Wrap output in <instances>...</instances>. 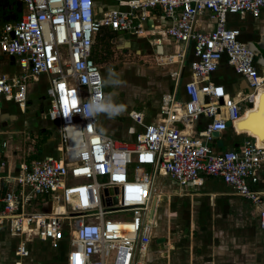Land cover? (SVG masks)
Listing matches in <instances>:
<instances>
[{"label": "built area", "instance_id": "1", "mask_svg": "<svg viewBox=\"0 0 264 264\" xmlns=\"http://www.w3.org/2000/svg\"><path fill=\"white\" fill-rule=\"evenodd\" d=\"M6 3H17L21 12L16 20L0 23V53L18 59L20 70L0 75V98L25 112L28 80L38 82L44 75L46 117L57 130V153L20 162L13 172L0 174V232L16 239L12 264H24L34 241L52 249L65 245L66 264H137L151 241L154 225H147L156 176H170L180 185L221 179L255 207L264 235V191L258 188L264 147L247 133L236 148L215 151L211 144L214 133L234 129L241 116L239 103H251L252 94L264 85L257 52L239 40L240 30L228 27L226 17H257L264 0H127L126 10L110 8L100 19L95 0ZM153 9L167 21L153 42L159 44L163 35L180 43V66L159 117L128 113L136 132L128 141L99 127L98 109L105 106L106 92L93 45L102 26L144 33L140 21ZM207 12L214 25L205 31L196 23ZM188 49L190 77L180 85L179 98ZM222 58L246 79L249 94L236 99L222 84L210 81ZM201 118L205 124L197 129L194 124ZM4 166L1 162L0 168Z\"/></svg>", "mask_w": 264, "mask_h": 264}, {"label": "rangeland", "instance_id": "2", "mask_svg": "<svg viewBox=\"0 0 264 264\" xmlns=\"http://www.w3.org/2000/svg\"><path fill=\"white\" fill-rule=\"evenodd\" d=\"M126 1L95 0L96 17L102 18L106 10L114 7L126 10ZM153 10H147L140 21L144 33L117 32L108 44L95 45L96 54L102 57L96 62L104 77L105 108L122 106L113 117L101 111L99 126L128 141L136 134L128 113L138 110L149 120L159 117L160 106L171 95L173 75L180 66L178 58L172 61L171 57L178 54L177 44L163 35L158 36L159 44L153 42L157 31L165 29L163 22L157 27L148 24ZM2 12L5 14V9ZM18 68V59L0 56V74H13ZM27 89L29 103L25 112H20L14 101L0 98V107L18 116L16 122L4 116L0 125V155H9L14 167L32 155L57 153V130L46 117L49 102L43 76L38 82L28 80ZM2 130L10 132L3 134ZM2 142L6 145L2 146ZM154 184L157 190L150 212L153 220L150 218L147 225L154 227L149 248L139 264H264V235L258 227L257 211L227 185L215 178L180 185L170 176H156ZM37 209L41 210L40 205ZM120 215L130 217V213ZM13 243L0 234V264H10ZM33 247L45 250L38 243ZM32 260L34 264H66L63 258L50 257L47 251Z\"/></svg>", "mask_w": 264, "mask_h": 264}, {"label": "crops", "instance_id": "3", "mask_svg": "<svg viewBox=\"0 0 264 264\" xmlns=\"http://www.w3.org/2000/svg\"><path fill=\"white\" fill-rule=\"evenodd\" d=\"M3 7H6L8 5L6 3V0L2 1ZM154 12L152 16L148 17V23L150 24H155L154 26H159L161 22L164 23V26L167 25V21L162 17L160 11L158 9H154ZM159 18L158 21H153V19ZM7 20L5 18V14L0 11V22ZM197 26L201 30L208 31L213 28L214 25V19L211 18L210 13H205L203 15H200L197 17ZM226 25L230 28H238L240 30L239 34V40L246 42L252 49H254L257 52L258 57L261 58V54L257 49L259 47L260 49H264V7L261 9L260 14L257 17H252L249 14H244L243 16L235 15V14H228L226 17ZM168 38V37H167ZM172 43L177 44L179 46V49H181L180 43H177L173 41L172 39L168 38ZM178 49V51H179ZM1 56V53H0ZM5 59H13V58H7L5 55H3ZM191 58V49H188L186 54H185V60L184 63L181 66L180 70V81H179V91L177 94V97H182V92H181V86L183 82H185L187 79L190 77V70L187 66V62ZM178 62V61H177ZM259 63H262L264 65V60H260ZM264 67V66H263ZM19 68L16 72L13 74L19 72ZM11 76L12 74L8 73H2ZM0 74V75H2ZM44 78V81L46 80V77L42 75ZM210 81L213 83H218L222 84L228 93L236 98L239 99L241 97H244L246 94H249L251 92V88L249 87L246 79L241 77L240 75L236 74L232 67L228 65L225 61V58H222L220 61V64L216 71H214L210 75ZM181 85V86H180ZM260 88V87H259ZM259 88L255 92L253 96V103L251 107L249 106V103L247 101H241L239 103L240 109H241V116L237 119L234 125V129L229 128L226 131L222 133H214L212 136V145L215 151L219 150H224V149H229V148H236L241 141L245 138L246 133L255 137L256 142L259 146L264 147V124L260 121V115L258 113V102L260 100V93H259ZM106 102V101H105ZM29 102H27L28 105ZM241 103H244L241 105ZM105 107V106H104ZM249 107V108H248ZM14 111H11L9 109H3L0 107V115L2 113H9L12 114ZM16 122L18 120V116L14 115ZM3 122V119H0V125ZM29 122V121H28ZM20 123V122H19ZM21 124V123H20ZM100 124V123H99ZM205 124V119H199L196 121L194 126L197 128H201ZM100 127V126H99ZM1 128V126H0ZM101 128V127H100ZM197 128V129H198ZM103 130V129H102ZM10 131L9 130H2L3 134H8ZM21 131H17V133L20 134ZM238 132V133H237ZM3 143L2 142V146ZM6 145V144H5ZM2 155H0V163L4 162L5 166L3 168H0V174H6L7 171L13 172L16 167L12 165L11 159L9 158V155H5V157L1 158ZM211 178V177H207ZM204 179V178H203ZM202 179V180H203ZM221 181L219 178H215ZM202 180H198V183L195 184H200ZM223 184H225L223 181H221ZM189 185V184H188ZM227 185V184H225ZM228 186V185H227ZM229 187V186H228ZM230 188V187H229ZM258 188L262 191H264V162L262 164L261 168V173H260V181L258 183ZM258 221V217H257ZM2 234V238H8L9 240H12L13 243V248L15 244V238L11 237L8 235V233L0 232ZM34 243H38L39 245H43L45 247L44 251H40L38 248H34ZM150 245V243H149ZM13 248L11 251L12 257H13ZM149 248V246H148ZM147 248V249H148ZM29 255L24 259V264H34L32 259H36L37 255H40V253L43 254V252L47 251L50 253V257H61L66 263V257H65V245H62L60 249H52L47 243H41L34 241L29 244ZM12 257H11V262L12 264ZM51 259V258H50ZM53 259V258H52Z\"/></svg>", "mask_w": 264, "mask_h": 264}, {"label": "trees", "instance_id": "4", "mask_svg": "<svg viewBox=\"0 0 264 264\" xmlns=\"http://www.w3.org/2000/svg\"><path fill=\"white\" fill-rule=\"evenodd\" d=\"M19 7V8H18ZM1 9V8H0ZM5 9V18L7 20H16L21 12V7L20 5H17L16 4V9L11 11L10 9V4L6 5V7H4ZM1 11V10H0ZM6 21V20H4ZM3 21H1L0 23H2ZM113 35H118L116 31L114 30H111L109 29L108 27H105V26H102L100 27V30L95 38V41H94V45H93V52H92V55H93V58L95 61H100L102 59L101 56L97 55L96 52H95V45L96 43L98 42H102V43H107L108 44V39H111V37H113ZM37 156H40V155H37ZM36 155H32L30 158H28L27 161L31 160L32 158H35L37 157Z\"/></svg>", "mask_w": 264, "mask_h": 264}, {"label": "bare ground", "instance_id": "5", "mask_svg": "<svg viewBox=\"0 0 264 264\" xmlns=\"http://www.w3.org/2000/svg\"><path fill=\"white\" fill-rule=\"evenodd\" d=\"M172 57V61H173V58L174 57H177V55H172L171 56ZM178 58V57H177ZM260 62V61H259ZM262 66H264L262 63H260ZM260 87V88H259ZM258 88H259V93H260V100H259V102H258V113H259V115H260V121L264 124V85L263 86H259ZM257 88V89H258ZM257 89L255 90V92L257 91ZM255 92L252 94V96L250 97V101H251V105H252V103H253V96H254V94H255ZM244 113V112H243ZM242 113V114H243ZM241 114V115H242ZM238 119V118H237ZM237 119L234 121V124H233V126L235 125V122L237 121ZM234 128V127H233ZM234 130H235V128H234ZM199 180V179H198ZM197 180V181H198ZM58 210V209H57ZM150 219V218H149ZM150 227V226H149ZM149 230V229H148ZM140 263V261H138V263L137 264H139Z\"/></svg>", "mask_w": 264, "mask_h": 264}, {"label": "clouds", "instance_id": "6", "mask_svg": "<svg viewBox=\"0 0 264 264\" xmlns=\"http://www.w3.org/2000/svg\"><path fill=\"white\" fill-rule=\"evenodd\" d=\"M99 111H107L111 117L118 115L122 110V106H112L111 108L100 107Z\"/></svg>", "mask_w": 264, "mask_h": 264}, {"label": "water", "instance_id": "7", "mask_svg": "<svg viewBox=\"0 0 264 264\" xmlns=\"http://www.w3.org/2000/svg\"><path fill=\"white\" fill-rule=\"evenodd\" d=\"M257 49L259 50V51H261L260 52V54H261V58L260 57H258V61H260V60H264V49H260L259 47H257ZM249 106H251V103H249ZM4 116L6 117V118H8V116H10V118H14L15 116L14 115H9L8 113H2V115H0V119H3L4 118ZM108 192V189H106V190H104V193H107ZM107 203H110V201L107 199Z\"/></svg>", "mask_w": 264, "mask_h": 264}, {"label": "flooded vegetation", "instance_id": "8", "mask_svg": "<svg viewBox=\"0 0 264 264\" xmlns=\"http://www.w3.org/2000/svg\"><path fill=\"white\" fill-rule=\"evenodd\" d=\"M16 4L17 3H13V4H10V6H11V11H13V10H15L16 9ZM18 5V4H17ZM19 8V7H18ZM2 9H4L3 7H1V11H2Z\"/></svg>", "mask_w": 264, "mask_h": 264}, {"label": "snow or ice", "instance_id": "9", "mask_svg": "<svg viewBox=\"0 0 264 264\" xmlns=\"http://www.w3.org/2000/svg\"><path fill=\"white\" fill-rule=\"evenodd\" d=\"M61 87H63V86H61ZM73 106L75 107V104L73 103Z\"/></svg>", "mask_w": 264, "mask_h": 264}]
</instances>
